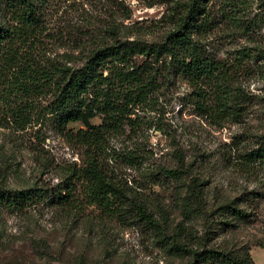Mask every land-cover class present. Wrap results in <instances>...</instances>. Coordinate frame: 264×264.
Instances as JSON below:
<instances>
[{"label": "rangeland", "instance_id": "1", "mask_svg": "<svg viewBox=\"0 0 264 264\" xmlns=\"http://www.w3.org/2000/svg\"><path fill=\"white\" fill-rule=\"evenodd\" d=\"M234 1L253 32L239 36L229 20L223 22L228 0H211L215 26L207 49L228 68L239 48L258 54L259 60L243 61L232 74L238 93L248 95L238 103L240 116H207L197 104L200 90L182 74H160L150 107L129 115L138 129L123 118L122 132L106 142L102 167L124 189L123 209L110 215L51 194L21 208L0 203V264H220L202 256L208 250L264 264V164L250 170L233 164L264 134V0ZM170 5L171 0H34V18L23 25L8 1L0 0V25L9 35L0 50V192L57 190L75 182L68 173L85 159V147L73 136L86 127H62L50 119L53 89L34 84L42 73L80 67L90 50L117 39L161 40L171 28ZM143 59L135 57L138 63ZM128 154L136 156L132 165L125 162ZM132 201L146 207L154 225L132 215Z\"/></svg>", "mask_w": 264, "mask_h": 264}, {"label": "trees", "instance_id": "2", "mask_svg": "<svg viewBox=\"0 0 264 264\" xmlns=\"http://www.w3.org/2000/svg\"><path fill=\"white\" fill-rule=\"evenodd\" d=\"M7 1L19 22L29 25L35 14L34 0ZM210 2L171 0L166 14L171 28L161 40L144 43L117 39L110 45L90 50L80 67H56L51 74L43 72L40 82L34 84L41 90L45 84L53 89L46 113L62 127L71 122H80L86 127L73 136L85 147V159L79 168H73L68 173V178L75 179L74 183L65 182L57 190L36 186L22 191H2L0 203L9 208H21L45 200L51 194L54 199L68 203L80 201L99 210L101 208L110 215L123 209L126 199L124 189L102 167L103 159L109 154L106 142L113 132H122L119 124L123 118H128L130 129H138L135 119L129 118V115L135 108L150 107L153 103L151 94L160 74H182L196 90H200L203 100L199 103L201 100L198 99L197 104L203 106L207 116L217 120L240 116L238 103L244 102L248 95L244 97L238 93L240 88L233 86L232 74L243 61H257L259 57L246 47L237 49V57L229 68L215 59L207 49L210 44L207 38L215 26ZM235 2L228 0L226 3L230 7L223 14V22L229 20L239 36H249L254 27L250 22L243 21L240 17L242 10ZM8 39V30L0 25V50ZM136 56L144 59L138 63ZM201 85L206 87V91L201 90ZM211 99L212 103L207 101ZM97 117L101 118V123L93 125L91 120ZM24 118L22 114L21 119ZM126 158L127 164L135 163L136 156L128 154ZM233 160V164L246 170L264 164V134L257 137L252 149ZM168 173L177 175V171L173 170ZM129 206L128 210L133 216L148 224H155L142 203L132 201ZM234 213L241 218L248 216L241 210H234ZM176 246L181 248L179 243ZM202 256L206 260H217L220 264H246L243 260L232 259L212 250L205 251Z\"/></svg>", "mask_w": 264, "mask_h": 264}]
</instances>
